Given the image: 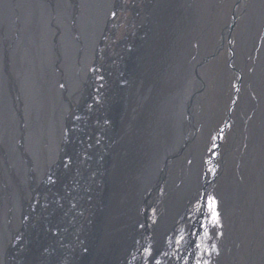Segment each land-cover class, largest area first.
Returning a JSON list of instances; mask_svg holds the SVG:
<instances>
[{
  "label": "water",
  "instance_id": "obj_1",
  "mask_svg": "<svg viewBox=\"0 0 264 264\" xmlns=\"http://www.w3.org/2000/svg\"><path fill=\"white\" fill-rule=\"evenodd\" d=\"M110 4L113 21L100 45L104 29L97 40L99 27L87 23L91 6L88 0H0V88L3 70L9 84L6 95L10 97L0 101V221L11 205L4 195L13 180L27 177L34 200L26 204L29 211L13 217L17 219L15 237L20 236L21 243L6 250L9 264H243L240 259H247L251 253L256 258L253 264H261L264 247L248 242L251 235L244 229L245 202L238 193H226L222 184L228 171L238 175V185L243 180L241 168L233 167L240 172L233 174L236 172L226 160L232 151L223 139L229 123L218 128L215 142L212 134L211 141L201 145L195 141L200 132L197 122L210 120L209 106L205 107V117L201 111L194 112L192 102L186 119H181L178 112H182L185 99L171 92L164 97L167 102L163 117L155 114L149 118V109L140 106L138 113L133 110L139 102L138 92L156 84L160 98L162 92L175 85L186 87L193 74L198 75L199 62L185 52L171 59L180 34L169 23V11L178 2L112 0ZM73 8L81 10L76 12V21L71 19ZM120 12L127 16L125 21ZM162 13L168 21L158 19ZM106 15L105 11L99 22L106 20ZM153 16L158 18L151 19ZM70 21L82 38V58L91 67L83 95L79 99L74 95L76 103L68 113L58 109L55 116L56 149L61 160L46 163L47 158L51 160L46 153V166L43 172L38 170L43 177L37 181L26 176L27 166L42 164L35 156L38 149L32 140L33 131L22 124L18 126L22 134L18 129L15 133L11 118L16 117L17 105L22 103L20 114L29 120L25 110L33 104L28 100L31 93L26 74L41 65L51 26L66 23L68 30ZM194 38L197 41L198 34ZM61 47L63 56L58 54L56 69L64 74L60 87L65 93L73 85L69 82L72 56L68 59L64 40ZM81 66L83 69L86 64L81 62ZM170 73H174V80ZM159 105L158 100L156 107ZM169 113L175 116H167ZM168 117L187 125L191 121L195 131L192 127L184 134L174 130L184 135L181 142L185 143L175 154L172 150L167 153L164 162L154 168L152 156H148H157L158 150L165 149L158 146L164 132L155 131L151 144L133 142L146 140L142 133L149 128L152 132L156 121L158 128ZM168 169L175 175L170 177ZM140 171L142 178H138ZM232 184L228 185L230 189ZM2 251L5 254L0 244V255Z\"/></svg>",
  "mask_w": 264,
  "mask_h": 264
},
{
  "label": "bare ground",
  "instance_id": "obj_2",
  "mask_svg": "<svg viewBox=\"0 0 264 264\" xmlns=\"http://www.w3.org/2000/svg\"><path fill=\"white\" fill-rule=\"evenodd\" d=\"M88 1L90 2L91 6L87 16V23L99 27L100 31L97 35L98 40L106 22L105 18H102L101 22H99V19L101 15L105 13V11L107 13L106 18L109 16L111 9L110 3L112 0H109L108 2H106L107 0L104 2L103 0ZM174 1L178 2V4L176 7H172L173 9L169 11V23L174 25L177 33L180 34V36L177 43L178 47L174 50L171 59H178L182 56V52H185V55L188 58L192 57L196 63L199 62L197 73L201 76L203 73V76L201 78L197 75V77L196 73H194L193 75L195 77L191 79L186 87L175 85L170 91H166L164 94L162 92L160 98H157L160 93L156 89V84H153V86L151 85L146 90L138 92L140 98L138 99V104L134 105L133 107L134 113L136 114L139 112L138 106H140L142 110L149 109L147 111L149 118H152V116L155 114H159L163 117L167 102V99L165 98L164 100V97L171 94V92H174L177 95L181 94V97L185 99L182 112H178V114H180L181 119H186V114H188L189 106L192 102L194 112L198 114L201 111L203 115L202 104H205L208 102V99H211L212 93L217 92L219 93L218 95L221 99L223 97V101H226V104L228 105L226 108L229 106L230 108L226 111L227 118L225 123L223 118L222 124H218L217 129L222 128L227 123H229V128L226 129L225 134L223 133L224 142L232 147V151H230V153L227 155V164L230 166L233 172H236L233 167L235 169L241 168V176L244 181L241 180L242 185H238L240 181L235 180L238 175H232V172L230 173L228 171L229 174L226 175V178L222 184L223 186H226V193L232 195L234 192L238 193L242 197L243 201L245 202V206L242 210H244L247 216V223H245L244 229L248 234L251 235L248 238V242H254L256 247L263 248L264 0H172V2ZM162 7L163 6H161V8ZM229 10H234V12L231 11L233 16L229 18L228 21L230 24L223 30L222 38L217 44V46L221 48L223 44L226 43L225 45L228 44L227 46H230L232 50L234 49L233 52H230V55L232 54V56L230 57L229 55L227 57V69L234 68V72H232L230 77V83H225L223 82L224 73L216 71V66L219 64H217L216 61L213 63L216 54L213 55L211 51L214 48L215 37L212 36L208 31V27L212 28L214 25L215 27H220L221 24L225 23H222L221 20L219 23V20L217 22L211 21L213 25L212 26L207 19L213 15L217 16V18L220 17V19L224 18L225 16L227 17L228 13H230ZM80 11L81 10L74 9L71 19L76 21V12ZM49 16V20L51 22L53 19L52 12L49 13ZM155 18L158 17L153 16L151 19ZM158 19L161 21H168L166 13L159 14ZM191 22L194 24V26L191 24ZM69 23L68 30L65 28L66 23L61 27L58 25L51 26L52 33L49 38L46 52H43L41 65L37 64L34 71L30 70L26 74V84L28 91L31 93L30 97H28V100H31V103L33 104V107H31L29 111L25 110V112L29 115V120L26 121V118L20 114V112L23 110L22 103L17 105L16 117L11 118V122L15 126V133L18 129L22 134V127H18L22 124L29 125V128L33 131V143L37 146L38 152L42 154V156H40L37 154V152L35 156L37 157L39 163L42 164H39V166H27L26 168L30 173L28 172L26 176H32V178L37 181L41 180L43 177L39 171L43 172L46 166L44 163V155L47 156V154H49L51 158V160L47 158L46 163L54 164L61 160L56 149V141L58 138L56 127L58 125V121L55 116L58 109H65L66 113H68L72 105L76 103L74 95L78 97L77 99H79L81 94L83 95V86L85 90L84 81L86 80L87 74L89 73L91 67L89 62H85L82 58L83 43L82 38L78 36L79 32L76 29V25L74 26L72 21ZM215 23L218 24L216 25ZM233 30L237 31L238 33H234ZM232 33L234 34V40H232L233 42L230 40L226 41V39L230 37ZM196 34H198V40L194 42V37ZM74 35H77L76 39ZM141 39H144V37L142 36ZM63 40L65 43L66 52L69 55L68 59H70L72 56L70 67L73 69V72L70 73L71 78L69 79L70 84L72 83L73 85L70 87V90L66 91L65 93L60 87L62 81L61 76L63 77L64 74L63 72H59L56 69L59 59L58 54L63 56V49L61 47ZM197 42L198 46L195 45ZM95 46L96 44H94V47ZM92 54L94 56V53ZM210 61L211 63H209ZM81 62L83 66L86 64V67L83 68L86 69L85 72H83ZM212 64L216 66L211 68ZM171 65H173L171 69H175V65ZM221 65L222 64H220V67ZM191 69L192 68L190 67V71H192ZM35 70L38 72V76L36 75ZM173 74L170 73L172 80H174ZM217 74H219V78L217 77ZM7 79L6 73L2 70L0 101L8 100L10 98L6 95V90L9 87ZM19 79L21 78L19 77ZM72 88L76 89L73 92H70ZM63 93L65 98L63 97ZM201 94H203V98ZM20 99L24 100L25 98L20 97ZM157 99L159 100L160 104L158 107H156L158 105ZM202 99L204 100V103H202ZM155 100L156 103L154 105ZM63 104L64 108H62ZM206 105L208 106V103L205 104V107ZM210 110L213 111H210L208 115L210 118L209 121L206 122V118H202V122L205 121V123L197 122L201 126V130L199 132L200 134L206 133V136L211 135L210 138H204L202 142L198 141L199 144L202 143L201 145H206L211 141L213 134L211 129L216 128V120L219 119V117H222L221 109L219 110V108H217L214 112L213 106V108H210ZM167 116H175V114L169 113ZM175 118L176 117H168V120L161 123L158 128V121H156L157 123L153 125V128L155 129H153L152 132L150 131L151 128H149V130H145L142 133L147 136L146 140L139 139V141L134 140L133 142L134 144H141L145 142H149L151 144L153 141L152 135L155 134V131L160 133L161 130L164 132L163 137H160L159 139L160 142H158V146H164L165 149H161V151L158 150L157 156H148V158L152 156V164L154 168H156L158 164L160 165L162 162H164L167 153H170L172 150L175 154L177 149H179L180 146L185 143V141L181 142V140H184L185 137H183V134L188 129H191V127L192 130L195 129L193 126H190L192 123L191 121H188L187 125L186 123H182L183 121H181L180 118V121ZM197 119H201V117H197ZM167 125L170 126V129L166 127ZM131 126L132 123L129 128ZM178 129L181 133H183L182 135L174 132V130ZM199 133H197L198 137L200 136ZM4 137L5 136H3V139ZM228 139H231L230 143L226 141ZM195 141L197 142V138H195ZM129 142L132 143V140L129 139ZM179 142L180 144L175 146ZM139 147L141 148L142 145H139ZM130 150L132 151V147ZM224 150L226 152V148ZM233 158L235 159L232 160ZM168 171L170 177L175 175V172H172L173 170L168 169ZM239 173L240 172H236L233 174ZM149 174L150 173L148 172V175ZM21 178L23 180L19 178H17L15 181L13 180V186H10L9 192L4 195V199L7 202H10L11 205L9 209L6 207L7 213L2 215L3 221H0V230H2L0 244H2V250H5V254H3L2 251L0 255V264H9L10 259L6 254V250L10 251L15 243H21L20 236L15 237V231L17 230V219H13L14 215L17 217V215L25 213V211H29V208L26 204L32 203L34 201L32 200L33 194L30 191L31 183L27 181V177L25 178V176H23ZM138 178H142V171L138 173ZM231 183H233L232 189L228 187V185ZM35 202L40 204V201ZM45 213L46 211H44L42 217H44ZM251 259H253L252 264L256 262V258L253 257L252 253L249 254L247 259L243 257L240 260L243 261V264H248L249 260ZM259 263L264 264V257L259 261Z\"/></svg>",
  "mask_w": 264,
  "mask_h": 264
},
{
  "label": "rangeland",
  "instance_id": "obj_3",
  "mask_svg": "<svg viewBox=\"0 0 264 264\" xmlns=\"http://www.w3.org/2000/svg\"><path fill=\"white\" fill-rule=\"evenodd\" d=\"M230 11V13H228V15H227V17L225 16V15H223V16H225L224 18H221L220 19V17H218L217 18V16H211V17H208L209 19H207V20H209V23L212 25V23H211V21H215V22H217L218 20V23L220 22V20L222 21V23H225V24H221V26L220 27H215V25L212 27V28H210V27H208V31H209V33L212 35V36H214L215 37V44H214V48L212 49V54L214 55V54H216V57H215V60H213V63L216 61L217 62V64H219L218 66H216V65H214V64H212L211 65V68L212 67H214V66H216V68H217V70L216 69H214V70H216V71H220L221 73H224V80H223V82H225V83H227V82H229L230 83V77H231V75H232V72H234V68H230V69H227V66H228V60H227V57L230 55V52H233V50H232V48L230 47V46H227V45H225V44H223V46L220 48V47H218L217 46V44H218V42L220 41V39L222 38V32H223V30L225 29V28H227L228 26H229V24H230V22L228 21L229 20V18L231 17V16H233V13H231V11H233L234 12V10H229ZM112 13V12H111ZM229 14H231V15H229ZM127 15V14H126ZM119 16H120V18H121V20L123 19L124 21H125V17H127V16H125V14H123V12H120L119 13ZM220 16V15H219ZM233 18V17H232ZM227 20V21H226ZM111 21H113V13L109 16V17H107L106 18V22H105V27H104V31H103V35H102V37L100 38V40H102L101 41V43H100V41H99V44L101 45L102 44V42H103V39L105 38V36L106 35H108L107 34V29H108V27L110 28V23H111ZM108 22V23H107ZM214 23V22H213ZM217 23V24H218ZM124 22H123V24L121 25V27H122V29H123V27H124ZM216 24V23H215ZM216 24V25H217ZM120 27V28H121ZM119 28V29H120ZM234 31V33L235 32H237V31H235V30H233ZM216 32V33H215ZM238 33V32H237ZM117 39V38H116ZM228 40H230V41H232V40H234V34L232 33L231 34V36L230 37H228L227 39H226V41H228ZM225 41V42H226ZM233 42V41H232ZM234 45V44H233ZM98 48H99V45H98ZM97 52V51H96ZM226 52V53H225ZM211 54V55H212ZM232 56V54L230 55V57ZM233 59V58H232ZM209 63H211V61L209 62ZM95 64V63H94ZM93 64V65H94ZM220 64H222L221 65V67H220ZM92 68H93V66H92ZM91 68V69H92ZM89 74V73H88ZM199 77H201L202 78V76H203V73H202V76L201 75H198ZM197 76V77H198ZM217 77L219 78V74H217ZM215 79H217V78H215ZM87 81H88V79H87ZM210 82H211V79H210ZM213 84V83H212ZM221 92V91H220ZM219 93H217V92H215V93H212V97H211V99H208V102H206V103H208V106L210 107V108H213V106H214V112L216 111V109L217 108H219V110L221 109V118L219 117V119H217L216 120V124H217V126H216V128H212L211 130L213 131V135H215V137H214V142H215V139H216V136H218V132H219V129H217V127H218V124H222V122L224 121V123H225V120H226V118H227V113H226V111L230 108V106L228 107V108H226L228 105L226 104V101L224 102L223 101V97H222V99L220 98V96L218 95ZM202 95V98H203V94H201ZM204 99H205V97H204ZM80 101H81V99H80ZM202 103H204V100L202 99ZM205 103V104H206ZM205 104H202V110H203V114L205 115V117H206V113H207V108H205ZM210 108H209V112H210ZM226 108V109H225ZM223 109H225L224 111H222ZM209 112H208V114H209ZM230 112V111H229ZM208 117V116H207ZM224 118V120L222 121V119ZM206 121V120H205ZM205 121L204 122H201V123H205ZM197 126H199V127H201L200 126V124L199 123H197ZM200 130H201V128H200ZM200 134V133H199ZM206 137H211V135H209V136H206V133H203V134H200V136L198 137H196L197 138V141H201L202 142V140L204 139V138H206ZM230 140L231 139H228V140H226V141H228L229 143H230ZM202 144V143H201ZM235 158H233L232 160H234Z\"/></svg>",
  "mask_w": 264,
  "mask_h": 264
},
{
  "label": "snow or ice",
  "instance_id": "obj_4",
  "mask_svg": "<svg viewBox=\"0 0 264 264\" xmlns=\"http://www.w3.org/2000/svg\"><path fill=\"white\" fill-rule=\"evenodd\" d=\"M209 207L211 208V203L209 204Z\"/></svg>",
  "mask_w": 264,
  "mask_h": 264
},
{
  "label": "flooded vegetation",
  "instance_id": "obj_5",
  "mask_svg": "<svg viewBox=\"0 0 264 264\" xmlns=\"http://www.w3.org/2000/svg\"><path fill=\"white\" fill-rule=\"evenodd\" d=\"M210 111H213V110H210ZM210 113V112H209Z\"/></svg>",
  "mask_w": 264,
  "mask_h": 264
}]
</instances>
